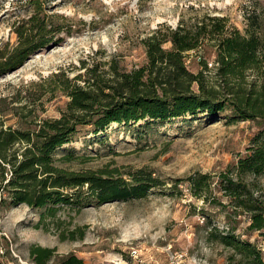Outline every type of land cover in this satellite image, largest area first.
<instances>
[{"label": "rangeland", "instance_id": "1", "mask_svg": "<svg viewBox=\"0 0 264 264\" xmlns=\"http://www.w3.org/2000/svg\"><path fill=\"white\" fill-rule=\"evenodd\" d=\"M248 14L264 19V0H0V68L19 44L18 29L28 28L33 16L47 28L43 37L33 35L43 38L41 46L20 66L0 71V128L36 130L66 110V86L83 85L86 73L94 70L108 82L112 67L127 72L140 66L146 61L142 39L160 25L216 15L243 30ZM213 59L211 43L186 56L191 71L199 70L202 60L211 69ZM205 74L209 82L214 79L212 69ZM227 116L179 117L148 131L142 122L143 137L118 125L106 145L81 135L73 148L92 159L62 166L124 178L142 169L162 184L141 198L61 208L46 219L47 229L38 222L40 209L2 204L8 193L0 189V264H36L32 244L55 249L46 264H58L69 253L84 264H231V249L206 238L211 228L230 227L264 254V238L248 229L249 215L235 209L218 185V175L233 171L264 121L228 122ZM197 173L212 177L205 198L194 194L189 180ZM254 183V194L264 200V178ZM78 228L82 238H60V232Z\"/></svg>", "mask_w": 264, "mask_h": 264}, {"label": "trees", "instance_id": "2", "mask_svg": "<svg viewBox=\"0 0 264 264\" xmlns=\"http://www.w3.org/2000/svg\"><path fill=\"white\" fill-rule=\"evenodd\" d=\"M27 23L28 28L18 29L19 44L0 71L20 66L41 46L43 38L33 35L43 37L46 24L37 16ZM142 43L146 61L140 66L127 72L112 67L108 82L93 70L86 73L83 85H67L69 101L59 117L43 120L31 131L0 128V189L8 193L2 204L23 203L40 209L38 222L47 229L46 219L55 217L61 208L80 209L82 203L93 200L101 204L141 198L150 188L162 184L142 169L130 171L124 178L108 170L75 171L62 166L73 160L92 159L73 148L72 143L81 135L106 145L108 135L124 124L143 137L138 133L142 122L148 131L155 124L171 123L179 117L217 118L228 112V122L264 121V19L259 15L248 14L243 30L230 26L224 16H196L181 20L176 27L160 25ZM167 43L169 47H165ZM206 43L214 46V79L210 82L205 74V70H211L208 62L202 60L201 68L191 71L186 60L189 51L199 50ZM258 177L264 178V128L251 138L233 171L218 175L220 191L235 209L249 215L248 229L264 238V200L253 190ZM189 180L198 197L205 198L212 190L210 174L197 173ZM83 236L82 228L60 232L61 239ZM206 238L231 249V264H264L261 249L241 238L234 228H211ZM54 251L36 244L29 247L36 264H46ZM58 264L84 262L69 253Z\"/></svg>", "mask_w": 264, "mask_h": 264}]
</instances>
